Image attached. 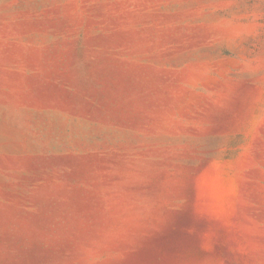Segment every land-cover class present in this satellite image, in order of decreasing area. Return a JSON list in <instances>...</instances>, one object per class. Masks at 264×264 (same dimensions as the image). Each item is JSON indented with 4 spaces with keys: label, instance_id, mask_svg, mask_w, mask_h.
<instances>
[{
    "label": "rangeland",
    "instance_id": "1",
    "mask_svg": "<svg viewBox=\"0 0 264 264\" xmlns=\"http://www.w3.org/2000/svg\"><path fill=\"white\" fill-rule=\"evenodd\" d=\"M0 264H264V0H0Z\"/></svg>",
    "mask_w": 264,
    "mask_h": 264
}]
</instances>
